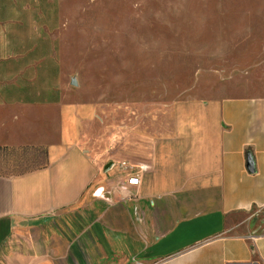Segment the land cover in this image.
<instances>
[{
  "label": "crops",
  "instance_id": "obj_1",
  "mask_svg": "<svg viewBox=\"0 0 264 264\" xmlns=\"http://www.w3.org/2000/svg\"><path fill=\"white\" fill-rule=\"evenodd\" d=\"M69 13L0 0V144L46 158L0 172V264H264V218L235 221L264 212V94L177 87L125 119L115 101L110 133L85 137L93 106L72 101Z\"/></svg>",
  "mask_w": 264,
  "mask_h": 264
},
{
  "label": "rangeland",
  "instance_id": "obj_2",
  "mask_svg": "<svg viewBox=\"0 0 264 264\" xmlns=\"http://www.w3.org/2000/svg\"><path fill=\"white\" fill-rule=\"evenodd\" d=\"M61 3L70 11L63 33L69 41L65 51L72 79L78 85L71 92L72 101L93 106L88 120L81 122L85 137L104 139L110 133L115 101H120L115 105L117 117L125 119L127 107H138L144 95L161 92V102L156 100L161 105L174 97L177 87L198 96L211 95L212 88L216 96L264 94V0ZM204 87L209 89L203 94ZM95 111L102 121L94 117ZM4 136L0 131V139ZM45 160L40 148L0 144V172H27ZM263 218L264 212L256 210L235 221L253 224Z\"/></svg>",
  "mask_w": 264,
  "mask_h": 264
},
{
  "label": "built area",
  "instance_id": "obj_3",
  "mask_svg": "<svg viewBox=\"0 0 264 264\" xmlns=\"http://www.w3.org/2000/svg\"><path fill=\"white\" fill-rule=\"evenodd\" d=\"M127 182L132 185H137L139 183V178L137 176H131L128 178ZM103 192V188H99L94 192V194L98 197H101L103 196Z\"/></svg>",
  "mask_w": 264,
  "mask_h": 264
},
{
  "label": "trees",
  "instance_id": "obj_4",
  "mask_svg": "<svg viewBox=\"0 0 264 264\" xmlns=\"http://www.w3.org/2000/svg\"><path fill=\"white\" fill-rule=\"evenodd\" d=\"M33 148H40V150L44 153V149L42 147H40V146H36V147H33Z\"/></svg>",
  "mask_w": 264,
  "mask_h": 264
},
{
  "label": "water",
  "instance_id": "obj_5",
  "mask_svg": "<svg viewBox=\"0 0 264 264\" xmlns=\"http://www.w3.org/2000/svg\"><path fill=\"white\" fill-rule=\"evenodd\" d=\"M73 83L75 84V82H74V81H73ZM249 165H250V167H251V165H252V162H251V161L249 162Z\"/></svg>",
  "mask_w": 264,
  "mask_h": 264
}]
</instances>
